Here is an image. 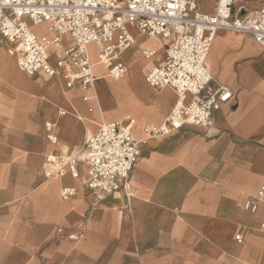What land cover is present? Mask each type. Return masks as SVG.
<instances>
[{"label": "crops", "instance_id": "crops-1", "mask_svg": "<svg viewBox=\"0 0 264 264\" xmlns=\"http://www.w3.org/2000/svg\"><path fill=\"white\" fill-rule=\"evenodd\" d=\"M239 1L235 15L242 4L264 7V0ZM216 2L198 0V8L213 14ZM29 27L38 39L57 37L48 23ZM130 31L135 42L119 53L125 67L119 80L99 64L96 46H87L97 80L85 92L66 89L58 77L27 76L0 37V203L26 204L27 249L33 258L37 250L38 264H264V205L255 213L246 207L264 187V48L249 35L218 32L206 58L212 78L206 93L225 86L231 99L208 128L184 126L148 138L144 128L163 124L177 95L145 81L164 62L166 41ZM65 37L67 49L72 40ZM149 49L148 59L142 52ZM47 52L56 67L62 51ZM125 118L134 120L132 136L140 145L125 188L91 190L85 165L77 178H46L52 171L47 156H72L101 124ZM63 188L74 196L63 200ZM35 203L42 204L40 225Z\"/></svg>", "mask_w": 264, "mask_h": 264}, {"label": "built area", "instance_id": "built-area-1", "mask_svg": "<svg viewBox=\"0 0 264 264\" xmlns=\"http://www.w3.org/2000/svg\"><path fill=\"white\" fill-rule=\"evenodd\" d=\"M233 4L234 0H217L213 14H204L198 0H0V37L13 48L17 66L27 76L58 77L66 89L79 86L84 92L97 80L88 45L96 46L98 62L108 76L119 80L125 74L124 65L117 60L119 53L135 42L130 27L149 38L164 39V62L151 68L145 81L152 88H172L177 100L163 124L147 125L144 132L148 138L168 136L184 126L210 127L213 113L232 97L225 86L206 93L212 80L206 58L218 32L249 35L264 48V7L251 14L235 15ZM42 23H48L58 38L69 36L72 40V46L62 50L56 67L50 64L46 44L29 27ZM142 54L145 58L154 56L148 50ZM134 124L131 118L101 124L78 153L47 156L45 161L52 171L44 175L77 178L78 166L85 165L86 184L91 190L113 192L125 188L140 156L139 142L132 136ZM46 127L50 143L56 145L51 125ZM74 194L72 188L60 191L62 199ZM260 205H264V187L246 202L251 213Z\"/></svg>", "mask_w": 264, "mask_h": 264}, {"label": "rangeland", "instance_id": "rangeland-1", "mask_svg": "<svg viewBox=\"0 0 264 264\" xmlns=\"http://www.w3.org/2000/svg\"><path fill=\"white\" fill-rule=\"evenodd\" d=\"M244 3L251 2V0H242ZM242 1H239L240 3ZM247 1V2H246ZM239 2H235L236 4ZM253 3V2H252ZM242 4V3H241ZM246 7L242 4L238 7L241 8V15L251 14L252 12H256L259 7L253 10V4H245ZM248 5V8H247ZM251 7L252 10H250ZM39 33L43 31L42 28H38ZM90 53L93 54L95 48L93 46H89ZM153 51V50H152ZM129 58V54H124L123 59L127 61ZM152 58V57H149ZM148 58V59H149ZM100 64V63H99ZM98 67L101 68L100 65ZM72 198V197H71ZM63 199V200H69ZM42 209L41 203H35V213L36 217V225H40L43 222L42 217L40 216L39 211ZM26 212V204L24 203H10V202H1L0 203V264H12L15 261L17 264H38L37 261V250H35V256L33 258L32 250L29 247L27 249V235H26V219L23 217ZM39 243V242H38ZM36 244V249L38 246ZM16 244L18 245V251H14L16 248Z\"/></svg>", "mask_w": 264, "mask_h": 264}, {"label": "bare ground", "instance_id": "bare-ground-1", "mask_svg": "<svg viewBox=\"0 0 264 264\" xmlns=\"http://www.w3.org/2000/svg\"><path fill=\"white\" fill-rule=\"evenodd\" d=\"M65 38H66L65 36H61L59 38L58 37H55L54 39L50 40V39H46V37H43V38H39V40L42 41V42H44L46 44V49L47 50H50V52H51L53 50H58V51L64 50L65 49L64 48L65 46H64V43L63 42L65 41ZM148 51L153 52L150 49ZM91 61H93L92 58H90V62Z\"/></svg>", "mask_w": 264, "mask_h": 264}]
</instances>
